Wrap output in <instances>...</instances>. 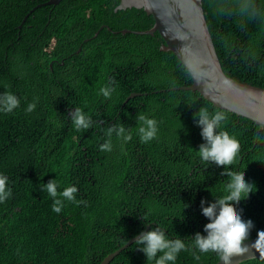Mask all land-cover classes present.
Returning a JSON list of instances; mask_svg holds the SVG:
<instances>
[{
	"label": "trees",
	"instance_id": "1",
	"mask_svg": "<svg viewBox=\"0 0 264 264\" xmlns=\"http://www.w3.org/2000/svg\"><path fill=\"white\" fill-rule=\"evenodd\" d=\"M48 1L0 0V93L21 101L0 113V173L13 191L0 204V264H101L158 223L189 243L203 234L208 221L201 200L215 202L225 169L199 159L204 140L193 113L202 106L223 111L221 130L240 144L233 170H244L258 190L237 211L253 221L249 240L257 238L264 230V129L198 91L174 89L193 80L173 52L162 50L161 34L123 33L155 25L144 8L116 11L121 0H63L31 12ZM203 4L224 71L264 88V0ZM110 85L115 91L106 99L100 90ZM133 92L144 94L126 102ZM75 107L91 117V128L75 127ZM137 114L157 121L156 139L141 142ZM114 124L131 138L113 135L112 150L102 151ZM54 178L57 198L76 186L79 203L64 200L61 212L52 211L53 198L41 185ZM134 244L109 264H147ZM193 251H182L176 264L219 262L215 254L197 262ZM241 264H264V258Z\"/></svg>",
	"mask_w": 264,
	"mask_h": 264
},
{
	"label": "clouds",
	"instance_id": "2",
	"mask_svg": "<svg viewBox=\"0 0 264 264\" xmlns=\"http://www.w3.org/2000/svg\"><path fill=\"white\" fill-rule=\"evenodd\" d=\"M100 91L103 97L108 99L115 91V87L106 86ZM20 103L17 94L8 90L0 93V113H11L20 107ZM35 107L36 104L33 102L27 106L26 110L31 112ZM193 118L200 127L201 137L204 140L199 149H196L200 161L207 167L214 164L225 169L224 172L220 173V177L225 178L222 191L219 196L212 192L216 197L214 203L208 204L206 200H201L202 215L208 223L203 229V234L197 232L194 236H190L192 238L190 243L180 238V235L172 238L166 234L165 229L167 228L162 227L159 223L151 230L140 233L135 240L134 247L139 248L145 254L147 264L149 262L151 264H176L182 251L193 250V258L197 262L202 256L215 254L221 264H229L230 257L234 253H238L242 249L246 250L249 246L245 242L249 240L254 224L251 219H243L237 208L242 200L248 199L250 194L258 189L254 182L246 180L244 170H233L235 162L239 158L240 144L228 132L221 130L222 124L227 119L223 111L210 112L202 106L193 113ZM70 119L77 129L87 130L92 127L91 117L79 108L75 107V110L70 114ZM136 119L138 123L142 122L139 128L141 142L148 143L157 138L158 123L154 118L137 114ZM105 135L108 139L100 145L102 151L112 150L111 137L113 135L123 141L131 138L122 124L119 126L114 124L108 127ZM41 190L53 198L52 211L56 213L61 212L64 200L79 203L76 201V193L78 192L76 186L67 187L63 190V200L57 198L56 178L47 183H42ZM12 195L9 177L0 173V204L9 200ZM206 204L207 206H205ZM143 219L149 224L153 222H150L144 214ZM261 241H264V230L257 233V239L251 245H256Z\"/></svg>",
	"mask_w": 264,
	"mask_h": 264
},
{
	"label": "water",
	"instance_id": "3",
	"mask_svg": "<svg viewBox=\"0 0 264 264\" xmlns=\"http://www.w3.org/2000/svg\"><path fill=\"white\" fill-rule=\"evenodd\" d=\"M62 1L49 0L36 6L31 12L39 6L57 5ZM132 7L144 8L148 14L153 15L155 25L143 31L124 29L123 33L154 35L159 32L165 42L162 50L173 52L191 74L193 80L191 85L174 89L198 91L214 106L248 118L259 125L261 130L264 129V88L239 82L224 71L208 25L203 0H121L116 11ZM28 17L29 15L26 19ZM143 94L133 92L126 102ZM137 237L138 235L107 255L101 264H109L135 242ZM256 239L246 241L245 243L249 244L248 248L234 253L229 264H241L247 260L264 258V241L251 245Z\"/></svg>",
	"mask_w": 264,
	"mask_h": 264
}]
</instances>
